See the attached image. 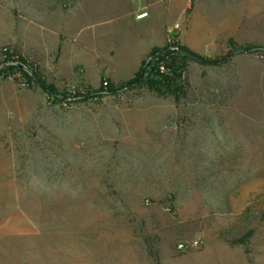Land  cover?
I'll use <instances>...</instances> for the list:
<instances>
[{"label":"rangeland","instance_id":"rangeland-1","mask_svg":"<svg viewBox=\"0 0 264 264\" xmlns=\"http://www.w3.org/2000/svg\"><path fill=\"white\" fill-rule=\"evenodd\" d=\"M120 1L0 0V63L19 55L59 91L98 90L104 77L65 57L62 39L52 56L37 59L20 53L16 36L40 11ZM187 79L178 100L142 87L54 104L18 74L0 78V264H264V193L243 227L216 220L191 198V120L203 111L227 139L229 115L237 163L245 152L234 131L239 116L255 127L251 118L264 108V51L219 67L189 62ZM253 148L247 143V154ZM192 239L201 246L177 249Z\"/></svg>","mask_w":264,"mask_h":264},{"label":"crops","instance_id":"crops-1","mask_svg":"<svg viewBox=\"0 0 264 264\" xmlns=\"http://www.w3.org/2000/svg\"><path fill=\"white\" fill-rule=\"evenodd\" d=\"M136 2L140 5L134 8ZM112 6L81 4L77 10L31 15V28L22 24L16 36L17 49L22 55L48 58L62 39L65 57L71 53L86 71L118 84L133 79L151 51L166 45L169 29L180 46L207 57L228 49L229 40L238 45L264 42V0H123ZM59 26L63 31L54 29ZM261 113L251 118L255 127L249 128L247 117L239 116L233 129L245 152L233 166L230 116H222L227 139L215 131L217 123L204 120L203 111L191 120L196 142L192 202L216 220L223 217L239 227L246 226L250 204L264 193V108ZM247 143H254L253 153L247 154Z\"/></svg>","mask_w":264,"mask_h":264},{"label":"trees","instance_id":"trees-1","mask_svg":"<svg viewBox=\"0 0 264 264\" xmlns=\"http://www.w3.org/2000/svg\"><path fill=\"white\" fill-rule=\"evenodd\" d=\"M228 46L227 53L216 58L198 55L180 46L177 42L174 43L173 48L168 45L163 48H155L150 53L152 59L148 63L145 61L142 64L140 71L133 79L118 84L104 80L107 85L103 86V81L100 88L95 91L89 88L81 89L82 91H74V93H69V90L59 91L53 85L46 83L36 65L27 64L19 55L14 58L13 54H6L7 56L0 63V78H9L18 74L26 83H33L39 87L54 104L87 101L95 96L113 95L120 91L142 87L159 94L170 95L175 100H178L179 94L183 93L189 85L187 79V65L189 62H195L204 67H219L227 64L234 55L256 54L264 51L263 48L253 44L238 45L233 40L228 41ZM160 61L166 64L167 72L165 74L160 73L157 69V63ZM147 70H149L148 74H146ZM250 235L251 232H248L236 243L243 244Z\"/></svg>","mask_w":264,"mask_h":264},{"label":"built area","instance_id":"built-area-1","mask_svg":"<svg viewBox=\"0 0 264 264\" xmlns=\"http://www.w3.org/2000/svg\"><path fill=\"white\" fill-rule=\"evenodd\" d=\"M175 27H174V29H175ZM172 33H173V29H169L168 30V40H167L166 45H168L170 47H172L174 45V43L176 42L175 38L172 35ZM4 52L7 53V49H4ZM157 69L162 74H165L167 72L166 64L163 61H160V62L157 63ZM106 85H107V82L104 81L103 82V86H106ZM201 244H202V242H201L200 239H192V240H189V241L180 242L177 245V249L179 251H186L188 249L199 248L201 246Z\"/></svg>","mask_w":264,"mask_h":264},{"label":"water","instance_id":"water-1","mask_svg":"<svg viewBox=\"0 0 264 264\" xmlns=\"http://www.w3.org/2000/svg\"><path fill=\"white\" fill-rule=\"evenodd\" d=\"M151 59H152V58L149 57L148 60H147V63H148ZM148 73H149V70H147L146 74H148Z\"/></svg>","mask_w":264,"mask_h":264}]
</instances>
